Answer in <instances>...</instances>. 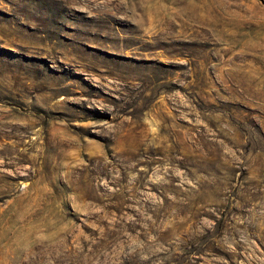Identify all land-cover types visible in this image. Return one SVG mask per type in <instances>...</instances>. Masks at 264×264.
I'll return each instance as SVG.
<instances>
[{
    "label": "rangeland",
    "instance_id": "374dc122",
    "mask_svg": "<svg viewBox=\"0 0 264 264\" xmlns=\"http://www.w3.org/2000/svg\"><path fill=\"white\" fill-rule=\"evenodd\" d=\"M0 264H264V0H0Z\"/></svg>",
    "mask_w": 264,
    "mask_h": 264
}]
</instances>
